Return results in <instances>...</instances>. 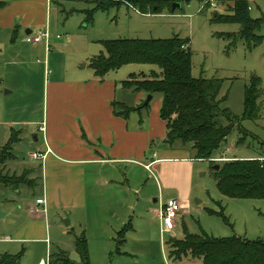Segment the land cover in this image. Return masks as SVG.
Masks as SVG:
<instances>
[{"label":"rangeland","instance_id":"374dc122","mask_svg":"<svg viewBox=\"0 0 264 264\" xmlns=\"http://www.w3.org/2000/svg\"><path fill=\"white\" fill-rule=\"evenodd\" d=\"M97 1H46L41 12V20L45 18L41 30L50 34L47 53L43 41L35 45L22 41L26 35L22 24L14 39L13 30L0 28V148L11 145L15 157L0 165V175L5 183L15 181L18 186L13 189L0 184V205L6 214L0 219V255L20 252V264H40V261L37 263L38 257L46 259L50 248L58 246L62 255L74 264H83L75 251L76 238L83 236L88 264H177L178 261L169 255L167 242L170 237L182 238L184 228L189 233H206L217 238L264 241V199L233 198L222 194L216 186L214 164L220 167L225 160L212 163L209 159H193L191 169L186 167L187 163L185 167L178 164V171L188 177V203L177 213L172 232L161 231L160 220L153 210L159 209L160 204L168 199H177L182 205L179 189L166 186L152 166L146 168L138 162H103L87 165L84 205L66 209L70 220L68 227L61 221L62 210L50 209L46 213L50 246L37 240L14 243L17 229L28 220V207L41 196L42 172L40 175L39 162L31 160L29 152L35 150L30 146L34 141L33 133L38 135L34 146L44 147L42 134L36 130L42 122L46 129L50 120V88L46 98L47 83L93 76L90 62L104 51L101 41L172 37L186 40L191 52V76L221 80L219 98L225 96L221 107L239 117L240 129L234 125L214 155L228 160L226 157L243 160L262 155L264 25L255 31L260 37L259 42L227 37V33L238 34L240 24L214 21L212 17L215 13H228L233 0H212L215 6L210 2L206 6L205 2L191 1L174 11L162 8L159 14L141 13L121 3L87 14L86 11L94 9ZM248 1L250 17L262 19L264 0ZM18 24L17 19L15 25ZM37 29L35 26L31 28L32 34ZM151 70L159 71L155 65L133 63L109 72L105 79L122 82L128 80L130 74L139 76ZM252 78H259V85L255 118L248 119L242 117L244 93ZM140 93L142 98L135 104V93L120 90L121 99L127 106H144L148 95ZM158 101L160 109L161 95L155 94L147 108L130 113L128 124L135 127L146 124ZM219 122L228 124L223 116ZM164 139L165 136L160 145L163 143L168 147ZM169 149L194 152L189 145L183 147L180 142ZM139 161L146 163L145 160ZM31 168L35 173H28ZM165 168L171 177L173 171ZM33 177L36 178L35 186H27L25 182ZM158 198L159 201L155 202ZM38 224L45 229L43 219ZM193 261L184 257L180 264Z\"/></svg>","mask_w":264,"mask_h":264},{"label":"trees","instance_id":"16d2710c","mask_svg":"<svg viewBox=\"0 0 264 264\" xmlns=\"http://www.w3.org/2000/svg\"><path fill=\"white\" fill-rule=\"evenodd\" d=\"M191 1L206 2L209 0H98L94 9L87 14L108 7L127 4L141 13L159 14L162 8H169L178 2L181 5ZM221 1V0H219ZM6 5L0 1V8ZM181 8V7H180ZM146 9V10H145ZM176 10V9H175ZM174 11V10H173ZM228 13H215L214 21L238 23V34L227 33V37H238L246 41L259 42L255 35L262 25L264 17L253 19L249 15L248 0H233L227 9ZM104 48L99 55L91 59L90 67L94 75L102 79L108 72L118 70L128 64H151L159 71L151 70L148 74H130L128 80L122 81V87L131 88L133 92H144L152 97L161 95L159 117L165 123L164 142L172 148L176 142L181 146L189 145L194 150L195 159H212L220 144L225 141L234 125H238L239 117L232 115L227 108L221 107L225 96L219 98L222 81L219 79L194 78L191 76V52L186 40L178 37L169 39H114L101 41ZM150 75V76H149ZM259 78H252L245 87L244 112L242 117L255 118L256 90ZM113 114L127 118L130 113L147 108L146 105L129 107L121 102H111ZM227 119L228 124L222 125L220 117ZM240 129V128H239ZM262 155L253 159L233 158L224 161L215 170L216 186L222 194L233 198L264 199V144ZM11 145L0 148V165L14 159ZM231 158V157H226ZM214 163V162H212ZM217 164V163H215ZM35 170L31 168L28 173ZM0 175V184H6L17 189L15 181L5 183ZM36 178L25 182L27 186H35ZM183 237H170L167 244L169 255L175 261L184 257L200 261L201 264H264V241L247 240L239 237L217 238L206 233H189L185 228ZM75 251L83 264H88V251L83 236L76 238ZM60 255L56 257L57 255ZM20 252L16 254L3 253L0 264H20ZM49 264H74L62 255L59 248L49 253ZM86 261V262H85Z\"/></svg>","mask_w":264,"mask_h":264},{"label":"crops","instance_id":"0c3cea01","mask_svg":"<svg viewBox=\"0 0 264 264\" xmlns=\"http://www.w3.org/2000/svg\"><path fill=\"white\" fill-rule=\"evenodd\" d=\"M4 1L6 5L0 8V28L13 30L12 39H14L21 24L24 31L30 30V33L33 32L31 28L34 29V26L39 28L37 30L44 29L41 28L45 19L41 20L43 6L47 2L59 0ZM24 13L26 15L22 20ZM27 13L30 15L27 16ZM17 19L20 24L15 25ZM48 51L44 49L45 53ZM90 76L85 79L47 83L46 98L50 88L51 105L50 120L47 122L46 130L44 133L40 132L44 147L34 146L33 142H38V135L35 133L33 134L36 140H32L30 146L41 152H45L48 147L51 152L46 154L44 160H36L39 162L40 175L42 172L41 196L36 197L28 207V220L17 229L13 237L16 241L14 243L22 240H37L45 244L49 243L50 246L46 213L50 209L62 210V219L67 215L66 209L84 205L87 165L103 162H138L144 164L145 167L150 164V167L157 170L161 181L166 186L179 189L182 206L188 203V177L178 171L180 169H178V164L181 163L185 167L187 163L186 167L191 169L190 162L195 159L194 152L169 149L163 143L162 146L160 145L165 136V123L158 116L159 101L154 105L146 124L140 123L136 125L139 127L132 125L131 127L128 124L129 116L122 118L113 114L111 102L118 101L127 104L121 99V89L135 93L133 98L135 104L143 94L133 92L131 88L122 87L121 81L107 80L105 76L102 79L95 75ZM141 124L144 127L140 126ZM233 158L236 157L229 159ZM139 160H145L146 163ZM165 167L173 171L171 177ZM37 198H44V205L35 204ZM155 200L159 201V198ZM153 212L157 216V209ZM41 219L44 220L45 229L38 224ZM56 248L59 247L53 246L50 250ZM48 256L46 259L42 256L38 257L37 263L44 261V264L46 262L49 264ZM180 263L179 261L177 264ZM184 264H201V262L193 261Z\"/></svg>","mask_w":264,"mask_h":264},{"label":"built area","instance_id":"2783aa9c","mask_svg":"<svg viewBox=\"0 0 264 264\" xmlns=\"http://www.w3.org/2000/svg\"><path fill=\"white\" fill-rule=\"evenodd\" d=\"M50 1V0H48ZM211 3L212 0H209ZM206 5V2L205 4ZM211 6H215V4L211 3ZM203 8V6L201 7ZM50 38V34L46 30H37L35 34L29 33L24 35L22 41L27 43V44H38L41 43L42 41L45 43V51L49 50V44L48 40ZM45 125L44 122H42L38 127L37 131L44 133L45 132ZM51 152L50 148H46L45 152H41L38 150H33L29 152V157L32 160H44L46 157V154ZM212 162L220 161V160H228L225 158H212L209 159ZM146 168L150 167V164L145 165ZM35 204L37 205H44V198H37L35 200ZM182 209L181 203L177 199H168L164 203L160 204V208L157 209V217L160 220L161 223V231L164 232H172L174 229V220L176 218L177 213ZM33 212V210H31ZM45 264H48L46 262Z\"/></svg>","mask_w":264,"mask_h":264},{"label":"water","instance_id":"95a60500","mask_svg":"<svg viewBox=\"0 0 264 264\" xmlns=\"http://www.w3.org/2000/svg\"><path fill=\"white\" fill-rule=\"evenodd\" d=\"M180 7H181V4L178 3V2H173L171 4V9L172 10L178 9ZM29 33H30V30L25 31V34H29ZM187 50H189V48ZM151 98H152V96L151 95H148L144 105L148 104V102L151 100ZM34 135L35 134L32 135V139L33 140H36V136H34ZM214 169L215 170H218L219 169V165L218 164H214ZM155 201H157V200H155ZM5 215L6 214L2 211L1 205H0V219L3 218ZM61 221L64 224V226H66V227H68L69 224H70V220H69V216L68 215H66L65 218H62ZM40 264H44V261H42Z\"/></svg>","mask_w":264,"mask_h":264}]
</instances>
